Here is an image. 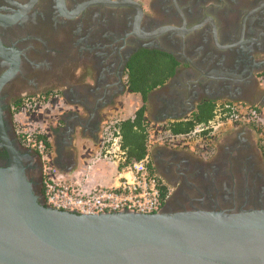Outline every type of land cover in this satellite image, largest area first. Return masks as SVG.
<instances>
[{"label": "flooded vegetation", "instance_id": "af4514ba", "mask_svg": "<svg viewBox=\"0 0 264 264\" xmlns=\"http://www.w3.org/2000/svg\"><path fill=\"white\" fill-rule=\"evenodd\" d=\"M102 1L0 0V165L9 159L6 141H23L15 124L23 99L90 94L114 103L128 93L127 65L141 49L177 61L173 77L148 95L152 123L179 120L169 118L194 103L192 114L206 100L233 111L257 108L264 117V0ZM167 27L173 32L156 33ZM242 125L256 139L230 141L227 155L208 144L203 160L191 149L185 158L161 144L170 157L155 161L169 190L163 211L218 207L216 201L227 209L264 206V127ZM20 151H27V175L41 195L40 155L32 147ZM209 166L229 171L214 170V177Z\"/></svg>", "mask_w": 264, "mask_h": 264}, {"label": "water", "instance_id": "95a60500", "mask_svg": "<svg viewBox=\"0 0 264 264\" xmlns=\"http://www.w3.org/2000/svg\"><path fill=\"white\" fill-rule=\"evenodd\" d=\"M165 31L173 32L167 27L156 33ZM194 107L169 119H182ZM6 149L8 162L0 165V264H264V206L227 209L216 201L218 207L154 214L59 210L34 189L23 161L27 151L12 141Z\"/></svg>", "mask_w": 264, "mask_h": 264}, {"label": "crops", "instance_id": "0c3cea01", "mask_svg": "<svg viewBox=\"0 0 264 264\" xmlns=\"http://www.w3.org/2000/svg\"><path fill=\"white\" fill-rule=\"evenodd\" d=\"M130 94L137 93L128 91L126 95L118 98L114 103L107 102L106 99H101L103 102L101 103L100 99H94L90 94H83V96L68 95L66 98H58L52 106L41 109L32 117V127L47 138L49 144L48 159L58 171L55 177L58 181L77 185L83 192H88L99 186L115 187L119 184V164L104 157L108 139L105 128L108 123L118 122L134 115L137 108L130 110L131 113L126 114V116L122 115L126 111V109L123 111V108H125V102ZM190 115L182 119H187ZM146 116L151 122L148 113ZM155 124L161 125L163 128L166 125ZM247 133L251 137L254 135V131L246 126L225 125L217 129L207 139L199 138L195 141L182 140L185 138L179 139V153L186 158L189 154L188 150L191 149L195 153V158L203 160L201 157L203 153H208L207 146L209 144L210 147L212 145L217 146V155H227L225 148L230 141L252 140V138L248 140ZM197 141H208V143L202 142L203 144H201ZM149 153L154 161L159 158L166 161L170 160L167 148L162 147V145H155L153 141ZM229 157L218 160L227 162ZM215 158L216 156L213 159ZM223 167L219 169L210 166L205 167L206 174L216 177L218 171L215 172L214 170L229 171V168ZM216 184L218 185V182ZM220 184L224 186L223 182Z\"/></svg>", "mask_w": 264, "mask_h": 264}, {"label": "built area", "instance_id": "2783aa9c", "mask_svg": "<svg viewBox=\"0 0 264 264\" xmlns=\"http://www.w3.org/2000/svg\"><path fill=\"white\" fill-rule=\"evenodd\" d=\"M57 99L52 96L25 98L19 115L30 114L34 117L41 109L52 106ZM214 113V118L208 123H201L192 133L179 136L185 138L206 131L208 132L206 136H211L217 129L229 124L250 123L256 127H264V117L257 108L233 111L228 103H220ZM116 124L117 122H112L106 125L108 139L104 157L119 164V184L115 187L99 186L83 192L77 185L60 182L55 178L58 171L48 159L47 141L38 138L39 133L36 129L30 132L31 127L28 129L27 123H24L20 132L21 138L39 153L43 162V194L46 204L55 209L80 214L113 212L154 214L162 211L164 204L161 200L159 177L153 169L150 153L141 161L124 164L127 154L122 147V135ZM260 131L264 138V130Z\"/></svg>", "mask_w": 264, "mask_h": 264}, {"label": "trees", "instance_id": "16d2710c", "mask_svg": "<svg viewBox=\"0 0 264 264\" xmlns=\"http://www.w3.org/2000/svg\"><path fill=\"white\" fill-rule=\"evenodd\" d=\"M176 66L177 61L172 55L157 49H141L131 57L127 65L126 86L129 92L139 94L142 102L132 117L121 119L116 124L122 135V147L127 154L124 164L141 161L149 154L153 125L146 116L148 95L156 88L167 84L173 77ZM215 109V101H203L189 118L170 121L165 128L173 136L190 134L197 125L212 120ZM38 138L47 141L43 134L39 133ZM159 187L164 204L169 190L160 178Z\"/></svg>", "mask_w": 264, "mask_h": 264}, {"label": "rangeland", "instance_id": "374dc122", "mask_svg": "<svg viewBox=\"0 0 264 264\" xmlns=\"http://www.w3.org/2000/svg\"><path fill=\"white\" fill-rule=\"evenodd\" d=\"M141 98L138 94H130L125 102V108H123V111L126 109L125 113L122 114L123 116H126V114L128 115V113H131L130 110H134V108H138L140 103H141ZM122 111V110H121ZM31 119L32 117L30 116V114H28L27 116H22V115H19V114H16L15 115V124H16V133H19L21 132L22 130V127L24 125V123H27L26 127L29 129L30 128V132L35 129L34 127H32L31 125ZM151 124L153 125V131H152V134H151V141L154 142L155 145H167V146H171L173 145L171 148H179V146H176L175 144L179 145V139H182V137L178 136V137H173L168 131L164 130V128L161 126V125H156L155 123L153 124L151 122ZM230 125H233V126H241L242 124H230ZM207 131L203 134H198V133H195V134H192V136L190 137H185V139H182V140H185V141H195L199 138H204V137H207V138H210L209 135H207ZM254 137V135H253ZM206 138V139H207ZM247 138L248 140L250 139L251 140V135H249V133H247ZM22 139V138H21ZM254 139H256L254 137ZM197 142H200L201 144H203L202 142L203 141H197ZM169 143V144H168ZM20 147L25 150L26 148L30 147L26 141H20L19 143ZM200 146V144H199ZM174 151V150H172ZM176 153V152H175ZM40 161L41 163L43 164L42 162V159L40 157ZM150 161L155 169V172L156 174L158 175V177L163 181L161 175L159 174V172L157 171V168L155 166V161H158V159H152L151 158V155H150ZM44 168V167H43ZM42 192H41V195L43 196V200L45 202V197H44V194H43V171H42ZM168 198V197H167ZM167 201V199L165 200Z\"/></svg>", "mask_w": 264, "mask_h": 264}, {"label": "bare ground", "instance_id": "6f19581e", "mask_svg": "<svg viewBox=\"0 0 264 264\" xmlns=\"http://www.w3.org/2000/svg\"><path fill=\"white\" fill-rule=\"evenodd\" d=\"M173 136V135H172ZM174 137V136H173ZM175 137H178V136H175Z\"/></svg>", "mask_w": 264, "mask_h": 264}]
</instances>
